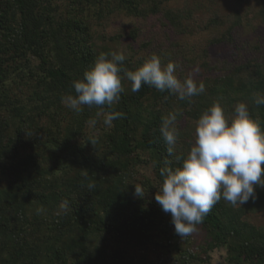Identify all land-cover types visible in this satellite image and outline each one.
<instances>
[{
  "label": "trees",
  "instance_id": "16d2710c",
  "mask_svg": "<svg viewBox=\"0 0 264 264\" xmlns=\"http://www.w3.org/2000/svg\"><path fill=\"white\" fill-rule=\"evenodd\" d=\"M259 3L263 15L257 19L264 24V0ZM191 5L189 0H0V264H134L128 248L148 247L165 224V214L149 197L135 195L133 167L146 161L136 158L138 152L149 155L146 162L162 186L161 168L181 167L193 146L192 131H178L170 156L160 133L163 117L174 112L178 121H198L214 102L229 112L227 104L248 100L252 117L264 130V105L253 102L254 95H264L261 40L248 43L256 58L228 68V74L207 82L204 93L185 100L147 84L132 92L122 72L119 101L103 108L121 114L111 127L103 124V115L97 116L102 111L97 106L84 105L77 114L62 103V97L76 95L73 81L83 79L100 54L117 52L111 42L118 44L124 35L101 30L100 36L98 29L108 30L115 10L186 36L224 26V33L209 40L217 44H233L236 35L241 37L239 27L249 25L239 12L200 18L203 9ZM165 32L166 42H153L144 58L125 55L122 67L135 71L155 54L162 66L169 63L166 59H180L183 74L196 63L207 70L226 69L212 66L207 49L185 50L181 40L171 43L172 35ZM139 33L137 26L127 36L136 39ZM63 201H68L67 212L60 207ZM261 209L264 188L258 187L255 199L244 205L222 198L196 226L207 231L211 251L226 249L229 264H264V225L249 219ZM29 213L36 215L32 222L37 230ZM108 235L127 247L114 249ZM188 254L183 264H191Z\"/></svg>",
  "mask_w": 264,
  "mask_h": 264
},
{
  "label": "clouds",
  "instance_id": "9594fccd",
  "mask_svg": "<svg viewBox=\"0 0 264 264\" xmlns=\"http://www.w3.org/2000/svg\"><path fill=\"white\" fill-rule=\"evenodd\" d=\"M125 59L122 51L100 54L83 79L73 81L76 95L62 97V103L77 114L84 105L97 106L102 109L97 116L103 115V124L111 127L121 114L103 108L111 109L119 101L124 90L122 72L131 82L132 92H138L142 84L159 91L168 90L179 100L205 92L202 82L197 84L191 77L181 81L175 75L177 65L169 62L162 66L155 54L135 71L122 67ZM253 102L264 105V95H254ZM234 111V117L229 119L223 106L214 102L199 118L194 144L183 158L182 166L160 170L163 183L155 201L162 211L170 214L175 233L180 237L193 233L195 226L222 198L233 206L244 205L250 198L255 199L258 187L264 188V130L246 103H238ZM176 120L177 114L169 113L163 117L160 128L170 156L174 155L179 134ZM89 123L94 125L96 121ZM95 142L91 141L93 145ZM135 195L143 197L141 186L135 185ZM60 207L67 212L68 201H63ZM43 211V207L37 209L38 214Z\"/></svg>",
  "mask_w": 264,
  "mask_h": 264
},
{
  "label": "rangeland",
  "instance_id": "374dc122",
  "mask_svg": "<svg viewBox=\"0 0 264 264\" xmlns=\"http://www.w3.org/2000/svg\"><path fill=\"white\" fill-rule=\"evenodd\" d=\"M189 2L193 6H200L203 10L200 11V18L202 14L207 13L208 16H212L213 12L219 13L222 16L233 17L236 13L239 12L242 20L244 22H248V26L246 23L240 26L238 32L241 37L236 35V40H234L233 44L229 43H209L214 36H217L219 33L223 32L224 26L216 30H209L207 32L197 31L192 33L191 35H181L177 32H173V30H164L160 29L159 25L156 27L153 25L154 22L148 21L147 23L143 21H139L135 18L128 17L123 14H118L117 10H115L111 15L110 25L107 27L108 30L104 29V27H98L101 32L100 36H102V31L105 30L107 33H110V36L123 34L124 37L121 38L118 44H114L111 42L113 49L117 52H123L124 55H131L136 53V57L142 56L147 57V54L153 49V42L160 44L161 42L167 41V34L165 31L169 32L172 35L171 43L177 42L181 40L183 49L186 50L189 48H196V53L203 48L200 53L207 49L208 51V61L213 65L218 67H223L224 65L226 69L213 68L211 70H207L202 66L196 65L189 68L185 74L184 72V64L181 63L179 59H166V62H172L177 65L175 72L178 71L179 74L185 75L186 78H193L194 81L199 84L203 83L207 84L210 80H213L217 77L224 76L225 73H229L228 68H235L239 66V64H247L251 61L252 58H256L257 54L254 53L251 49H249L250 42L255 41H264V24L260 23L261 21L257 19V16H262V6L259 3V0H189ZM173 7L179 4L176 2H172ZM191 5V6H192ZM209 8V12L207 9ZM94 24H98V22L94 21ZM140 28L139 36L135 39L132 37H128V33L131 28L137 27ZM255 26V28H253ZM223 31H222V30ZM254 29V30H253ZM159 36L157 34V31ZM224 33V32H223ZM251 36L252 38H249ZM145 44H150L148 48H146ZM171 45L170 42L168 46ZM209 45V46H208ZM208 46V47H207ZM170 49V47H169ZM199 53V54H200ZM182 55V54H181ZM192 55V54H190ZM259 60H264V56H259ZM258 60V58L256 59ZM255 63V62H253ZM214 67V66H213ZM225 71V72H224ZM177 73V74H178ZM178 74V76H179ZM180 80L183 81L184 78L179 76ZM20 88H23V84H20ZM244 103L249 105V101L246 100ZM223 105V104H222ZM229 107V112H224L225 115L231 119L235 115V106L236 104H227ZM196 119H190L188 117H182L181 120L176 121L177 130L182 132V130L188 131L189 129L192 131L191 136L193 137V144L195 141V130L197 126ZM92 126V125H91ZM189 128V129H188ZM187 142L189 140H186ZM190 151V150H189ZM136 157V156H135ZM136 158H144L146 161L149 158V155L143 152H138ZM146 161H142V163H138L133 167L134 170V178L133 181L136 185H139L143 189L144 196L149 197L147 201L158 206L161 213L165 214V224L161 229L162 233L157 235L155 241L149 244L148 247H129L128 252L130 251L132 255H134V264H183V260L185 258L183 256L186 253L192 256V258H188V262L191 264H204L202 261H207L208 264H229L227 261V251L225 248H217L213 251L209 249L210 239L208 237L207 231L203 229V227L195 226V231L190 235L185 237H180L176 235L174 225L171 222V216L168 213L162 211L161 207L155 201V194L159 190L161 186L157 184V181L154 176V172L151 168L150 164H147ZM149 180V181H148ZM151 180V181H150ZM153 183L156 187H150L146 185L147 183ZM146 185V186H145ZM36 215L29 213L27 214V218L30 221L29 223L33 226L32 219ZM251 221L255 224L264 225V209H261L259 213H255L249 217ZM33 230H37L35 226H33ZM30 230H28L29 232ZM39 237V234L34 235L30 238V241ZM109 241V245H117L114 249L121 251V248L127 247L126 244L120 243L115 240L112 235H108L107 237ZM118 242V243H117ZM180 248V249H179ZM145 262L143 263V261ZM67 264H72V262L68 261ZM75 264V262L73 263Z\"/></svg>",
  "mask_w": 264,
  "mask_h": 264
}]
</instances>
